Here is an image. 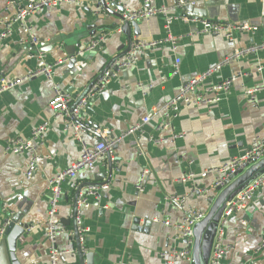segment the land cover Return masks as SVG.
<instances>
[{"label":"crops","instance_id":"crops-1","mask_svg":"<svg viewBox=\"0 0 264 264\" xmlns=\"http://www.w3.org/2000/svg\"><path fill=\"white\" fill-rule=\"evenodd\" d=\"M77 1L83 4L38 10L25 26H15L11 34L0 40V82L34 72L35 53L44 54L48 62H62L54 68L52 81L36 76L0 94V227L8 219L28 226L16 243L18 264H48L45 220L51 194L46 188L47 181L80 155L76 141L62 132L60 119L54 118L47 106L53 95L52 83L68 93H81L127 49L129 38L159 40L166 36L164 19L160 16L138 22V36L131 28L130 36L126 37L117 30L119 10L110 0H106L109 13L98 7V0ZM121 5L131 11L144 7L142 0H121ZM150 5L173 7V12L184 20L173 22L169 33L184 37L176 48L163 43L148 49L135 66L117 72L106 88L89 100L82 114V123L88 126L85 135L88 146L97 139L94 130L106 131L110 139L121 137L170 100L190 78L221 62L235 49L264 41V0H150ZM15 11V5L0 0V32ZM201 19L247 24L256 30L237 34L232 43L221 35L190 36L199 29L196 20ZM30 34L38 38L39 47L28 42ZM100 34L106 35L100 48L77 55L76 63L69 66L64 52L66 45L80 42L84 47ZM55 38L60 41L51 44ZM259 57L264 66V52ZM257 58L250 55L234 60L207 81L209 87L233 74H244L222 102L182 107L171 130L156 131L159 118L143 127L145 135L169 137L171 133H183L182 139L153 145L145 136H125L115 145L110 177L107 162L98 161L92 169H85L76 179L62 184L58 218L66 230L74 227L69 211L74 207L76 188L108 185L101 192V200H92L82 212L88 228L86 255L93 254L91 264H166L159 257L161 252L187 248L177 239L174 227L183 214L167 204L164 197H184L189 208L207 215L220 195L213 186L216 175L186 183L179 181L180 176L218 168L242 156L256 139H264V71L257 72ZM246 88L263 90L251 101L244 94ZM43 122L49 124L45 143L36 150L37 168L27 180L25 172L32 154H5L3 148L11 138L30 137L33 129ZM144 170L147 171L144 190L138 192ZM196 188L205 192L195 194L192 190ZM154 219L168 221L170 225L156 224ZM213 226L214 223L210 224L203 234L200 264L208 263ZM263 229L264 187H261L245 209L230 217L225 226L224 242L234 249L226 254L224 264H264V249L253 254ZM77 245V240L65 233L58 237L60 249L68 252L62 256L61 264H80Z\"/></svg>","mask_w":264,"mask_h":264},{"label":"built area","instance_id":"built-area-1","mask_svg":"<svg viewBox=\"0 0 264 264\" xmlns=\"http://www.w3.org/2000/svg\"><path fill=\"white\" fill-rule=\"evenodd\" d=\"M10 4L15 5V14L6 24L3 26L0 32V40L11 34L15 26H25L29 17L35 12L43 8H59L65 4L77 3L82 5L83 2L77 0H8ZM117 6L122 7L120 13L121 19L117 30L121 32V28L124 23L149 21L151 18L160 16L164 19V29L166 36L159 40H141L135 39L128 44L127 50L119 57L112 60L107 67H105L92 82L90 87L85 88L81 93L72 94L64 91L58 84L52 83V97L48 102V108L54 118L60 119L62 125V132L69 133L76 141L80 148L79 158L74 161L68 168L59 171L52 178L47 181V190L51 196L49 199V206L46 212L45 229H46V241H47V257L48 264H61V258L64 254L68 253L60 249L58 246V237L65 233L70 238L77 240V254L82 257L80 264H87L85 260L87 249L85 248V238L88 233V228L85 227L82 220V212L87 209L92 200L99 202L101 200V192L107 190L108 185L103 184L100 186L90 185L85 189L76 188L78 191L76 205L69 211V218L73 222V230H66L60 224L58 218V205L61 198L62 184L68 180L76 179L77 175L85 170L92 169L98 161H105L111 164L115 163V145L125 136H145L147 141L153 145L165 144L170 141L180 140L184 137L183 133H171L169 137H155L153 135H145L143 127L150 123L154 118H159V122L156 124V131H164L172 129V122L178 118L179 112L182 107L205 105L211 106L222 102L229 94L232 86L237 80L244 77V74L239 72L233 74L228 78L221 79L217 83L207 87V81L215 74L219 73L223 67L230 65L234 60L246 57L256 56L257 58V72L264 71V66L261 64L259 54L264 52V41L259 45L250 46L240 49H235L230 56L225 57L221 62L208 68L207 70L200 72L190 78L184 83L178 90V92L161 107L152 110V112L146 115L138 124L131 126L128 130L119 138L110 139L106 131L94 130L97 137L95 143L92 146H88L85 141V135L88 130V126L82 123V114L87 107V104L91 98L103 91L109 84L110 79L116 77L117 72L128 69L136 65L140 57L148 49L156 48L163 43L171 44L172 48H176L177 43L184 36H173L169 33L173 22L178 20H184L180 16H177L173 10V7L160 6L152 7L150 0H142L143 8L138 10H128L121 5V0H110ZM178 5V6H183ZM193 5V3L191 4ZM200 24L198 30L190 34V36L201 35H221L228 43H232L235 40V36L241 33L254 32L256 28L247 24L236 23H214L208 20H196ZM106 40V35L100 34L88 44L83 47V50L78 52L77 55H82L85 52L95 51ZM28 42L33 47H39L38 38L30 34ZM33 57L37 60L36 69L30 75L16 79V80H1L0 82V94L23 82L34 78L36 76H43L46 80H53L54 68L62 63L48 62L45 55L35 53ZM263 88L257 89H244V94L254 101L257 92L262 91ZM48 122H43L39 126L33 129L31 136L28 138L14 137L6 141L3 152L11 155H21L24 153H30L31 158L27 165L25 172V178L31 179L34 175L39 156L37 155V148L43 146L45 143V134L48 130ZM264 153V139H256L252 147L245 152L242 156L234 157L228 162L222 164L218 168H212L205 170L204 172L196 175L192 172L182 174L179 178L181 183L192 181L193 179L205 178L209 174L216 175L214 187H224L225 180L233 175L237 171H244L246 164H256L263 157ZM147 171H142L139 179L138 192L144 190V179ZM261 187H264V171L259 173L254 178L250 179L244 184L242 189L238 191L231 199L225 201L222 206L220 215L214 226L213 242L211 246V253L207 264H224V258L226 254L233 250L234 247L224 242L225 226L230 217L234 214L245 209L247 203L253 198L256 191ZM195 194H203L205 189L196 188L192 190ZM164 201L180 210L183 214V218L180 223L176 224L175 230L177 231V239L185 243L187 248L182 250H170L168 252H161L159 257L165 261L166 264H179L183 261L192 263L191 247L194 243L195 230L198 224L206 217V214L202 212H195L186 205L184 197L177 196H165ZM154 223H162L169 226L170 223L160 222L158 219L153 220ZM6 220L0 227V241L3 238L5 228L8 225ZM264 249V229L260 237L258 246L255 248L253 254H257Z\"/></svg>","mask_w":264,"mask_h":264},{"label":"water","instance_id":"water-1","mask_svg":"<svg viewBox=\"0 0 264 264\" xmlns=\"http://www.w3.org/2000/svg\"><path fill=\"white\" fill-rule=\"evenodd\" d=\"M98 1H99L98 7H101L102 11H106L109 13V8L106 0H98ZM112 6H116V8L119 10L118 12L119 14L117 15V18L121 19L120 13L123 11L122 7L117 6L115 3H112ZM131 28H133L134 30L133 31L134 35L138 36L137 33L138 22L124 23V25L121 28V33L124 34L126 37H129L131 33ZM76 40L79 41L80 39L76 38ZM59 41L60 38H55L54 40H52L51 44H55ZM130 42L131 41L129 38V43ZM82 50H83V46H81L80 42L73 45H66V47L64 48V52L68 57L69 66H72L76 63L77 54ZM120 55H122V53ZM120 55H118L117 57H119ZM91 85L92 83L88 87H90ZM262 157L263 159L260 160L258 163L253 165H250L248 163L245 165L246 169L244 171H237L233 175L229 176L225 180V186L223 188L222 187L216 188V191L220 192V195L216 200V202H214L209 213L198 224L195 230L194 245L192 248V253H193L192 260L194 264H200V248H201L203 234L210 224L214 223L215 226V223L218 220L222 206L225 203V201L231 199L238 191H240L246 182L257 176L262 171H264V153ZM112 168H113L112 164L108 163L107 170L109 177L111 175ZM77 194L78 191H76L74 196V206L76 205ZM8 221L9 222L7 227L5 228L3 238L0 241V264H18L15 257L16 243L18 238L22 236L25 233V231L28 229L27 228L28 226L21 223H15L14 221L9 219ZM78 256L80 261H82V257L80 255ZM85 258L87 263L91 264L93 259V254L89 253L86 255Z\"/></svg>","mask_w":264,"mask_h":264}]
</instances>
